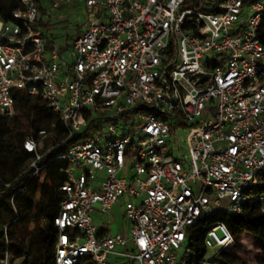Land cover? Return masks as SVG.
<instances>
[{
	"label": "built area",
	"instance_id": "2783aa9c",
	"mask_svg": "<svg viewBox=\"0 0 264 264\" xmlns=\"http://www.w3.org/2000/svg\"><path fill=\"white\" fill-rule=\"evenodd\" d=\"M63 5L87 18L60 47L31 25ZM262 21L264 0H17L0 16V116L22 90L76 135L57 156L53 264H217L236 247L216 218L255 198L264 213ZM22 148L42 173L40 144ZM116 205L128 236L93 223ZM199 220L214 254L195 261L186 233ZM0 264L27 263L6 247Z\"/></svg>",
	"mask_w": 264,
	"mask_h": 264
},
{
	"label": "trees",
	"instance_id": "16d2710c",
	"mask_svg": "<svg viewBox=\"0 0 264 264\" xmlns=\"http://www.w3.org/2000/svg\"><path fill=\"white\" fill-rule=\"evenodd\" d=\"M16 2L17 0H0V16L7 19ZM43 11L44 7H40L39 16ZM39 16L37 24L43 26ZM44 35L48 41L56 40L48 32ZM258 38L264 45V21L258 30ZM66 44L68 46V43ZM32 98L22 90L14 94L15 113L18 112L19 117L26 121L27 126L25 127L30 133H18L17 136L12 137L6 122L7 116H0V224H6L3 222V217L6 218L7 213H11L8 206L9 200L20 198L22 206L34 207L36 213L25 219L17 218L16 221L26 225L34 222L35 228L29 238L23 241L13 235V231L10 230L13 224L8 223L9 234L0 232V255L8 247L16 258L23 257L27 264H53V246L57 235L53 218L57 215L63 200V193L59 190V186L66 180L63 173L66 165L57 160V156L74 142L76 135L69 136L68 128L60 122L40 96H35L33 102ZM54 121L57 126L50 128ZM46 130H53L61 136V140L47 149L38 150L41 158L36 165L47 175L46 181L40 182L34 175L32 167L25 168V164L31 162L35 155L24 151L22 143L27 137H31L36 144H40L42 136L39 132L44 131L46 135ZM15 142H18V146H15ZM8 172L11 173L10 177L6 175ZM38 188H41V200L36 195ZM216 220L225 224L236 241L241 236L250 235L264 250V213L261 211L258 199L248 201L243 206L241 215L237 217L221 215ZM39 223L43 227H40ZM204 225L205 221L199 220L187 229L186 245L191 249L192 259L195 261H200L206 254ZM228 253L229 251L222 253L217 264H232L226 260L225 256Z\"/></svg>",
	"mask_w": 264,
	"mask_h": 264
},
{
	"label": "rangeland",
	"instance_id": "374dc122",
	"mask_svg": "<svg viewBox=\"0 0 264 264\" xmlns=\"http://www.w3.org/2000/svg\"><path fill=\"white\" fill-rule=\"evenodd\" d=\"M39 18L42 21L43 26H39L35 23L31 25L32 28H40L44 33L48 32L49 34H52L60 44V47H63L64 44L71 42L72 39L80 34V27L82 23L86 21L87 17L84 9L81 7L76 5H63L55 10H50L45 6L44 11L40 14ZM34 100L35 97L32 98V102ZM6 122L8 128L11 130L10 134L12 137L17 136L18 133H30L25 127L27 126L26 121L19 117L18 112L11 117H7ZM52 126H57L55 121L52 122L50 128H52ZM46 132V135L41 138L40 150L47 149L49 146L58 143L61 140V136L53 130H46ZM179 135L183 141L186 136V131H180ZM15 146H18V142H15ZM30 163V161L27 162L25 168H28ZM17 171H19V169H17ZM6 175L7 177H10L11 173L8 172ZM35 176L38 177L40 182L46 181V172L38 173ZM262 185L264 184H260V187H262ZM36 195L37 198L41 200V188L37 189ZM255 197H264V192H256ZM8 206L11 209V213H7L8 217H3V222L6 224H0V232L9 234L10 231L7 226L11 223L13 225L10 230L13 231V235H15L18 240L26 241L34 232L35 224L34 222H31L28 225L20 224L16 219H25L28 216L32 217V214L36 213V208L22 206L20 198L10 199ZM117 216L116 222H121L123 220L122 214L118 213ZM39 224L40 227H43L41 223ZM213 254L214 250L208 249L205 256L206 259H210ZM225 257L226 260L232 264H264V250L255 243L250 235L241 236L240 239L236 241V247L230 250Z\"/></svg>",
	"mask_w": 264,
	"mask_h": 264
},
{
	"label": "crops",
	"instance_id": "0c3cea01",
	"mask_svg": "<svg viewBox=\"0 0 264 264\" xmlns=\"http://www.w3.org/2000/svg\"><path fill=\"white\" fill-rule=\"evenodd\" d=\"M112 212H113V215L115 214L112 220H109L107 218H101L99 216H95L93 218V223L99 227H101L103 224L107 225V227L101 228L100 232L102 231V232H106L109 234L120 233L121 235L128 236V228L125 224L124 218L121 222L119 221L116 222L117 217H118L117 214L121 213L119 210V206L118 205L114 206Z\"/></svg>",
	"mask_w": 264,
	"mask_h": 264
}]
</instances>
